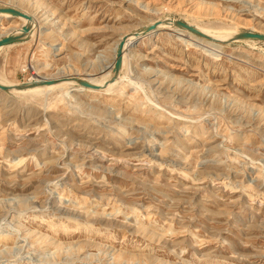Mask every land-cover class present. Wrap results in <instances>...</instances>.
<instances>
[{"label":"rangeland","instance_id":"obj_1","mask_svg":"<svg viewBox=\"0 0 264 264\" xmlns=\"http://www.w3.org/2000/svg\"><path fill=\"white\" fill-rule=\"evenodd\" d=\"M199 1L0 0L36 23L0 76L100 80L158 19L264 34V0ZM181 31L135 39L106 92L0 90V264H264V41Z\"/></svg>","mask_w":264,"mask_h":264},{"label":"bare ground","instance_id":"obj_2","mask_svg":"<svg viewBox=\"0 0 264 264\" xmlns=\"http://www.w3.org/2000/svg\"><path fill=\"white\" fill-rule=\"evenodd\" d=\"M198 4L201 5L202 7H205L212 15H218V16H219V14H220V12L222 10L227 11L229 9L228 7L222 8V6H220V4L215 3L212 0H209V1L208 0L207 1L201 0V1H199ZM229 11H231V10H229ZM29 15L31 16L30 20L26 19V18H22V17H17V18H19L22 21V24L20 26H18V27L13 26V27L6 28L5 31H3L2 34H0V37L5 36V35H7L9 33L21 34V33H23V29H24L25 26L31 25V30L28 32L27 37L25 38V40L28 39V38H31L35 34V31H36V23L34 22V16L32 14H29ZM0 17H4L6 19L16 18V16H13V15H11L9 13H0ZM167 19H171V18L158 19V20H155V21H153V22H151V23H149L147 25H150V24H153L156 21H159L160 24H159L158 28H172V30L174 32H178V31L183 30V27H181L179 25H176L173 22V19H171V21H167ZM147 25H145L144 27H146ZM142 29H143V27H142ZM196 29H198L201 32L209 35L210 37H213V38H216V39H223V41H228L229 39H231V37H233L237 33H240V31H238L237 28H232V27L231 28L230 27L229 28L226 27L225 28V32L222 33L223 32L222 31L220 34H219V32L218 33H215V32L213 33L210 30H208L207 28L202 27V26H200L198 24L196 25ZM136 30H138V29H136ZM135 31H128L125 34L121 35L115 41L114 46H113L114 61H115V58H116V55H117V48H118V45H119L120 41L124 37L127 36V39L125 40V45L123 47V54H122V60L123 61H122V67H121V70L119 72V75L116 78V80L114 82H112V83H109V85L105 89L96 90V89H92L90 87H83V86L77 84L74 80H61L60 82L55 83V84L36 85V86H33V87H27V88H24V89H17V90H12V91L20 92V93L38 94V93H44V92L52 91L53 89H65L67 91V93H70L71 91H79V92L87 91V92L94 93V92H106V91L112 90V88L117 84V82L120 79H122L121 76H120V73L123 71V68L125 67V58H126V54H127L126 51L129 48V46L131 45V43L135 39H137V37H135ZM187 33L191 37H195L196 40H198L199 42L204 43V45L206 44V45L209 46L208 48L205 49V52H206L207 55H209L208 53H211V50H213V48L211 49V47L219 48V50H220V48H222L221 44L217 43L219 41L207 40L206 38H203L201 36L199 37L196 34H193V32H189L188 31ZM140 38L141 39H145L146 36L142 35ZM245 41H250V40L249 39H245ZM184 42L185 43H189L188 40H184ZM15 43H17V42H15ZM247 43H249V42H247ZM12 45H14V43L8 44L6 46H2V47H0V49H2L4 47H7V46H12ZM52 46H54V45H52ZM113 65H114V62L112 64V66H111V69H110L111 71L107 72L100 80H91V79L85 78V77L84 78L82 77V78L85 79L86 81L91 82V83H95L97 85H102L107 80H109L110 77L112 76V74H113V71H112ZM1 76H0V83L1 84H4V85H18V84H21V83H16V82L10 81L9 79H7V78L5 79L4 77H1ZM66 76L67 75L63 74L62 71H54V72H52V73H50L48 75H38L36 73L34 75V77H32V79H30L29 81H26V82L41 81V80H44V79H65L64 77H66ZM24 159H25V157H24Z\"/></svg>","mask_w":264,"mask_h":264},{"label":"water","instance_id":"obj_3","mask_svg":"<svg viewBox=\"0 0 264 264\" xmlns=\"http://www.w3.org/2000/svg\"><path fill=\"white\" fill-rule=\"evenodd\" d=\"M0 13H9L13 16L16 17H22V18H26V19H31V16L27 13H25L24 11L16 8V7H12V6H1L0 7ZM171 21V20H168ZM173 22L176 25H179L185 29H187L190 32L195 33L198 36H201L203 38H206L208 40H213V41H221L219 39L210 37L209 35L201 32L200 30L196 29L195 27L189 25L186 22L174 19ZM160 22L157 21L153 24L147 25L146 27H144L143 29H141L140 31H135V37L140 38L142 35L147 34L148 32L153 31L155 28H157V26H159ZM31 30V25H27L24 27L23 29V33L21 34H15V33H9L5 36L0 37V47L2 46H6L8 44H12L15 42H20L25 40V38L27 37L28 32ZM127 39V36L124 37L117 48V55L114 61V65L112 68L113 74L110 77L109 80H107L105 83H103L102 85H97L95 83H91L89 81H86L83 78H76L73 76H66L64 77L65 79H44L41 81H34V82H23L21 84L18 85H4L0 83V90L1 91H12V90H17V89H24L27 87H33L36 85H49V84H55L60 82L61 80H74L77 84L83 86V87H90L92 89H96V90H100V89H105L109 83H112L116 80V78L119 75V72L121 70L122 67V54H123V47L125 45V40ZM245 39H249V40H262L264 41V34L263 33H253V32H240L237 33L236 35H234L233 37H231V39H229V41H235V40H245Z\"/></svg>","mask_w":264,"mask_h":264}]
</instances>
